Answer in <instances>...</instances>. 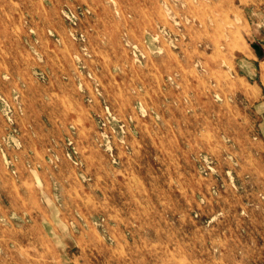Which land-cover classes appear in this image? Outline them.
<instances>
[{
	"label": "rangeland",
	"instance_id": "rangeland-1",
	"mask_svg": "<svg viewBox=\"0 0 264 264\" xmlns=\"http://www.w3.org/2000/svg\"><path fill=\"white\" fill-rule=\"evenodd\" d=\"M0 264H264V0H0Z\"/></svg>",
	"mask_w": 264,
	"mask_h": 264
}]
</instances>
